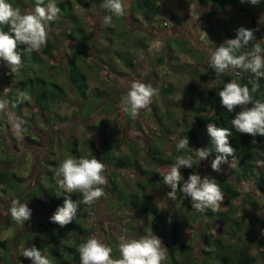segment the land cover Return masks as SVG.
<instances>
[{
  "label": "rangeland",
  "instance_id": "obj_1",
  "mask_svg": "<svg viewBox=\"0 0 264 264\" xmlns=\"http://www.w3.org/2000/svg\"><path fill=\"white\" fill-rule=\"evenodd\" d=\"M58 1L60 0H55L56 3ZM72 1L75 13L86 21V28L96 26L100 29L101 25L109 26L117 22L119 28L116 29L125 31L126 34L119 40L116 39V35H112L111 42L104 40V37L99 38L98 34L94 35L95 41H98L97 47L108 49L102 56L109 62V64L97 63L95 67L93 63L96 57L94 58L93 55L96 43H93L92 49L84 48V52L76 53L73 50L74 44L69 41L61 42L62 38L56 37L59 27L56 25V19L50 22L49 32L57 40L58 47L52 49V57L47 60L43 71L39 73L46 78L51 77L64 87L66 96L56 103L55 107L50 106L44 109L49 122L40 115V106L34 101L28 89H22L18 85V81L22 78L20 70L15 74H9L10 70L6 63L0 60V97L7 98L11 91L15 93L26 91L30 96V100L24 102L20 108L10 103L7 112H0V169L6 170L9 175L14 173L17 176V179H10L8 183L0 184V189L3 187L6 190L5 192L0 190V241L6 242L5 246L0 244V264H32V261L22 256L21 252L24 248L32 246V243L26 240V233H31L33 228L28 224L30 221L20 224L12 219L9 211L11 201L19 199L22 203H27L32 210V203L27 199V189L33 187L39 179H45L42 178L46 176L43 172L44 160L49 158L61 161L69 156L73 157L68 146L73 137L78 140V151L81 157L91 158L92 151L85 147L86 139L94 138L95 143L99 144L100 135L90 130L89 125L105 126L103 135L105 140L114 147L115 154L128 153L132 157V152L136 150L135 156L144 170L157 169L166 174L170 168L168 166L159 168L150 157L149 147L158 149L163 156H166V153L169 155H172V152L179 153L176 143L180 139L188 138L182 131L187 127H194L192 108L196 105V101L191 105L187 102L194 93L190 85L194 84L197 89L214 88L218 80L209 67L211 52L225 40L231 39L225 35V28L239 25L249 29L250 18L235 14L231 19L228 15L231 10L228 7L218 14V19L213 16L208 21L205 17L207 9L199 6L196 0H158L164 4L165 12L163 15L155 16L151 22L143 20L137 12L132 16L126 9L128 0H123L125 15L119 16L120 20H117L118 16L112 15L103 5L94 4L91 0H86L90 5L88 9ZM249 8L254 13L256 23L255 40L264 47V0H261L258 6L249 4ZM106 15H112L109 24L103 22V17ZM171 16L179 18V22L173 20ZM214 35L218 38H214ZM141 39H144L147 46L137 45V41ZM182 42V46H179L178 44ZM43 48L44 46L41 47ZM244 49L248 47L245 46ZM69 56L76 60L87 76V95L91 97L95 89L103 90L105 93L100 99L91 98L89 106H83V100L78 98L74 92L75 89L68 83L66 62ZM169 56L171 61L167 60ZM161 57L164 58L163 61L159 60ZM127 58H131L132 65H125ZM181 64L184 65L181 66ZM241 70L229 68L226 73L236 77L242 74ZM134 80L151 84L157 89V94L152 97V103L157 106L158 114L163 116L162 124L155 118L151 103L147 108L141 109L136 118H132L124 111L122 97L126 95ZM167 82H172L175 89L173 93L165 92L164 96L162 91ZM251 106V104L248 105V107ZM91 107L93 110L89 111ZM52 110H55L59 119L53 118L50 113ZM10 115L25 121L23 125L25 130L22 133H17L13 129L9 121ZM25 135H29L31 139L26 140ZM188 140L190 141L189 138ZM200 143L202 142L199 140ZM190 148L198 149L189 142V148L180 154H191L188 150ZM156 155L158 156V152ZM172 156L175 160L176 157ZM193 159L195 163L192 168L196 172L202 173V170L200 171L202 166L211 167L207 159L200 162L196 156H193ZM101 161L106 165L103 174L107 178V184L102 186L105 194L94 202V214L84 220V227L87 230L84 242L90 236L96 235L112 248V258L118 259L120 258L118 241L121 235L139 238L151 231L154 235L156 232L151 225L150 216L119 206L122 201L117 200V195L113 196L109 179L116 180L124 196L128 192L137 190L136 182L139 180L146 185L147 191L158 203L161 211L164 210L167 192L170 190L165 186H161L162 190L159 185L155 188L150 186L153 179L150 174L141 175L131 167L114 168ZM220 167L223 175L231 176L229 169L224 168L225 164H221ZM189 169H181L185 180L188 177L186 171ZM53 171L56 174L57 169ZM9 184L12 188L8 187ZM243 187L258 194V190L254 189L251 182L244 183ZM236 201L239 202V199ZM260 202L263 203L260 206L263 209L259 210L261 221L264 220V199ZM190 203L191 201L187 205ZM180 204V201H174L175 213L184 208V205ZM36 214L32 210L31 216ZM261 224V222L256 223L255 235H264V227ZM217 225L214 223L203 227L199 223L193 224V228L198 230L207 228L215 232ZM188 229L190 227H187L185 231ZM195 229H192L190 237ZM196 251L199 252V247ZM167 262L166 254L162 264Z\"/></svg>",
  "mask_w": 264,
  "mask_h": 264
},
{
  "label": "trees",
  "instance_id": "obj_2",
  "mask_svg": "<svg viewBox=\"0 0 264 264\" xmlns=\"http://www.w3.org/2000/svg\"><path fill=\"white\" fill-rule=\"evenodd\" d=\"M74 1L81 4L85 9L90 7L89 1ZM91 1L94 4L103 5V0ZM196 1L199 6L207 9L205 17L208 21L213 16H216V19H218V14L228 7L231 10L228 14L231 19L235 14L246 15L250 18L249 29H255L254 13L249 8V3L247 2L241 3L240 0ZM8 2L13 7H18L22 11H32L36 6L37 0H8ZM47 2L48 0H45V4ZM56 4L61 9L55 18L57 21L56 25L59 26L56 31L58 33L56 37H61V42L69 41L74 44L75 49L73 50L76 53L84 52V48L88 50L92 49L93 43H96L93 55L94 58L96 57V60L92 63L95 64V67L97 63L109 64L102 56L108 49L97 47L98 41H95L94 35L98 34L99 38L104 37V40L111 42L113 39L112 35H116V39L119 40L124 37L126 32L116 29L119 28L117 22L109 26L101 25L100 29L96 26L86 28V21L75 13L72 0H60ZM126 9L132 16L137 12L147 22H151L155 16L163 15L165 12L164 4L158 0H128ZM171 18L176 22L180 20L175 16H171ZM118 19L120 20L119 16ZM121 20L123 21V19ZM0 28H3L5 31L8 30V26L6 25H0ZM238 28H240L239 25L225 28V35L229 38H235ZM214 38L218 37L214 35ZM143 40L137 41V45L147 46ZM256 43H258L256 40L250 41L247 45L248 49L242 48L238 54L250 51ZM182 44L183 42L178 45L182 46ZM24 47V45L18 46L23 62L20 69L22 78L18 81V85L22 89H28L34 101L40 106V115H43L49 122L47 113L44 114V109H48L50 106L55 107L56 103L66 96V91L64 87H61L51 77L46 78L39 72L43 71V66L52 57V49L57 48L58 43L53 38L52 33L49 32L47 44L43 49L39 51H23ZM159 60L163 61L164 58L161 57ZM167 60L171 61V57H167ZM132 64L131 58L125 60V65L130 66ZM183 65L181 64V66ZM66 67L68 83L75 89L74 92L78 98L83 100V106L91 105V102H89L91 98L100 99L105 94L103 90L95 89L91 97L87 95V76L80 69L74 58L70 56L67 58ZM241 72L242 74L236 77H232L226 71L219 76L216 75L218 83L214 88L197 89L194 84H191V91L194 92L193 97L187 99L189 105L196 101V105L192 108L194 127H187L182 131L190 139L189 142L192 145L197 148L212 149L211 140L206 129L208 123H215L218 127L228 128L231 131L229 142L235 148V153L234 156L228 157L227 162L222 164H225L226 167L224 168L229 169L232 177L225 176L221 172L217 173L209 166H202L200 168L202 173L197 172L202 178L204 176L216 178L223 192V204L215 212L211 209H206L204 212L196 211L191 207V203L187 205L190 198H186L179 190L176 192L175 199L167 197L164 210L161 211L158 203L147 191L146 185L139 180L136 182L137 190L131 191L132 193L128 192L129 194L126 193V196H124L121 194L116 180L113 178L109 179L113 196L117 195V200L122 201V204L119 206L127 207V209L150 216L151 225L154 232H156L155 235L161 239L163 246L166 248L168 260L166 264H263L264 235H255V225L261 222V225L264 227V220L260 221L259 212L260 209H263L260 207L263 204L260 201L264 199V137L259 135L252 137L251 135L237 132L232 127L231 120L240 109L237 108L234 112H228L221 105L218 95L225 83L234 80L241 85L249 87L253 101L260 100L264 102V79L257 80L250 71L242 69ZM253 88H256V91L253 92ZM174 89V84L167 82L162 94L165 96V92L173 93ZM17 96L18 93L11 91L8 93L7 99L15 102ZM22 104H17L15 107L20 108ZM151 107L158 123L162 124L163 116L158 114L157 106L152 103V100ZM92 110L93 108L91 107L89 111ZM50 113L54 119H59L55 110H52ZM89 128L100 135L99 144L95 143L94 138L86 139L85 147H88L92 151L93 156L103 160L106 164L112 165L114 168L124 169L131 167L141 175L150 174L153 177L150 186L155 188V186L159 185L160 189L161 186H165L171 191V188L164 184L163 176L165 173L157 169L144 170L141 167L135 156L136 150L132 152V157L128 153L115 154L114 147L105 140V136L103 135L105 126L89 125ZM25 139L30 140L31 138L29 135H25ZM253 139L256 140V144L252 143ZM199 140L202 143L199 144ZM68 146H70L69 151L73 157H81L76 137L72 138ZM149 149L151 150H149L150 157L158 164L159 168H163L164 166L170 168V165L176 160H174L172 155L176 158L181 155L180 152H172V155L166 153V156H163V153L158 149L151 146ZM188 150L195 157L194 148L193 150L192 148ZM157 152L158 156L156 155ZM216 155L217 153L212 149L211 154L207 158L208 162L211 163ZM62 161L51 160L49 158L44 160L42 164L44 166L43 172L46 176H42V178L45 179H39L33 187L27 189V199L32 203V210L37 214L36 216H31L30 220H28L30 221L28 224L32 226L33 231L26 233V240L42 250L51 261V264H79L80 256L78 248L80 244L84 243V237L87 233L84 227V220L86 217L94 214L95 203L90 205L81 203L74 220L63 227L50 222V217L58 207L63 206L65 197L69 195L60 189L58 180L62 179V177H57L53 171L54 169H58ZM192 169L190 168L189 171H186L187 176L192 172H196V170ZM14 178L17 179L14 173L9 175L6 170L0 169V184L8 183L10 179ZM247 182L252 183L254 189L258 190V194L249 191L247 188L244 189L243 185ZM8 187L12 188V185L9 184ZM0 190L6 191L3 187ZM70 195L73 200H82V194L79 192H73ZM237 199H239V202L236 201ZM174 201H180L184 205V208H181L178 213L174 212ZM185 201L188 202L185 203ZM199 223L203 227L214 223L218 225L215 228V232L207 228L199 230L193 228V224ZM187 227H190V229L185 231ZM192 229H195V231L190 237ZM0 244L5 246L6 242L0 241ZM197 247H199V252L196 251Z\"/></svg>",
  "mask_w": 264,
  "mask_h": 264
},
{
  "label": "clouds",
  "instance_id": "obj_3",
  "mask_svg": "<svg viewBox=\"0 0 264 264\" xmlns=\"http://www.w3.org/2000/svg\"><path fill=\"white\" fill-rule=\"evenodd\" d=\"M240 2L258 6L261 0H240ZM103 7L112 15H125L123 0H103ZM60 11L55 0H48L46 4L45 0H37L32 11H22L18 7H13L8 0H0V25L8 26L7 31L0 28V60L6 63L10 70L9 74H15L23 65L21 51L18 50L19 45L25 46L23 51H39L47 44L49 23L55 20ZM112 15L103 17V22L111 23ZM255 31L256 29L242 26L236 30L235 38L225 40L211 52L209 67L217 76L229 68H239L250 71L257 80L264 79V47L261 43H256L248 52L238 54L250 41L256 39ZM252 91H256V88ZM156 94L157 89L151 84L139 80L132 81L126 95L122 97L124 111L132 118H136L141 109L150 105L152 97ZM218 95L221 105L228 112L240 109L231 120L232 127L237 132L252 137L257 135L264 137V102L253 101L247 85H241L234 80L229 81L224 84ZM28 100L30 96L26 91L19 92L15 102L0 97V112H7L10 103L15 106ZM249 104L252 106L248 107ZM9 121L17 133L25 130L23 128L25 121L19 117L10 115ZM206 129L212 149L217 153L211 162V168L219 173L221 164L227 162L228 157L234 156L235 153V148L229 142L231 131L228 128L218 127L215 123H208ZM252 143L256 144V140L253 139ZM187 148H189L188 138L180 139L176 143L178 152H183ZM212 149L192 150L200 162L209 157ZM194 163L191 154L177 156L175 162L170 165V170L163 176L164 184L171 188L167 196L175 199L179 190L186 198H190L191 207L196 211L204 212L206 209H211L215 212L224 200L216 178L210 176L202 178L197 172H192L185 180L181 174L182 168H192ZM105 168L106 165L95 156L65 158L55 175L62 177L58 180V185L69 195L65 197L63 206L58 207L50 217V222L63 227L74 220L81 203L90 205L104 196L102 186L107 184V178L103 174ZM73 192L81 193L82 200H73L70 195ZM9 211L12 219L20 224L30 220L32 215L28 204L22 203L19 199L11 201ZM118 249L120 258L113 259L112 248L100 237L92 235L79 245L80 264H162L166 259V248L152 231L139 238L121 235ZM21 255L30 259L32 264H51L48 257L35 245L24 248Z\"/></svg>",
  "mask_w": 264,
  "mask_h": 264
}]
</instances>
